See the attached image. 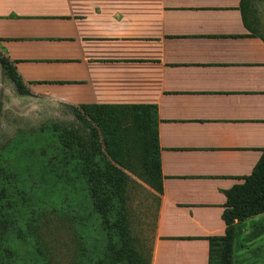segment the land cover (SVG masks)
Wrapping results in <instances>:
<instances>
[{
	"label": "crops",
	"instance_id": "0c3cea01",
	"mask_svg": "<svg viewBox=\"0 0 264 264\" xmlns=\"http://www.w3.org/2000/svg\"><path fill=\"white\" fill-rule=\"evenodd\" d=\"M241 3L0 0V51L33 93L156 106L150 264H208L207 237L225 233L224 191L264 149V0H247L252 29ZM233 264H264V213L237 223Z\"/></svg>",
	"mask_w": 264,
	"mask_h": 264
},
{
	"label": "trees",
	"instance_id": "16d2710c",
	"mask_svg": "<svg viewBox=\"0 0 264 264\" xmlns=\"http://www.w3.org/2000/svg\"><path fill=\"white\" fill-rule=\"evenodd\" d=\"M246 6L247 0H242L244 24L252 29ZM0 62L16 88L23 91L25 83L14 63L4 54ZM75 114L80 127L68 125L63 130L67 135L55 132L60 146L37 156L49 159L43 163L39 180L45 188L29 191L13 178L0 180V264H7L19 246L27 248L28 244L34 247L24 249L18 264H58L61 242L55 235L54 240L49 238L58 234V227L71 236L66 244L73 243L66 248L67 264H150V249L146 255L137 247L139 239L129 227L127 214L128 192L139 186L156 200L157 217L163 178L157 108L150 104H83ZM8 168L0 164V173L11 172ZM239 179L240 183L224 191L221 217L225 233L207 237L208 264H233L237 223L264 213V149L251 173ZM48 207L56 210L54 229L49 228ZM88 228L100 233L95 234L96 250L89 241L93 237L83 234ZM12 242L21 245L13 249ZM104 250L110 260L101 257Z\"/></svg>",
	"mask_w": 264,
	"mask_h": 264
},
{
	"label": "rangeland",
	"instance_id": "374dc122",
	"mask_svg": "<svg viewBox=\"0 0 264 264\" xmlns=\"http://www.w3.org/2000/svg\"><path fill=\"white\" fill-rule=\"evenodd\" d=\"M263 23L264 16L261 18V26L264 27ZM0 53V57L3 56L1 51ZM0 104V164L6 168L9 167L8 169L11 168V172L0 173V180L5 179V177L10 180L13 178L15 183L29 191L33 188L37 191L42 190L46 185L39 180L43 178L44 161L49 159L42 160L37 156L44 152L51 153L52 150L54 151L60 146V143L56 142L57 135L54 134L57 133L55 132L67 135L68 132L63 130L68 125L80 127L81 122L75 114L78 106L68 105L52 97L33 93L26 85H24L23 91L18 90L10 76L3 69L1 62ZM74 107H76V110ZM43 157L46 159V155H43ZM134 179L142 183V186L145 185L139 178L134 176ZM128 194L130 198L127 214V219L130 222L129 227L132 228L133 234L139 239L137 247L142 249L143 254L147 255L153 239L154 232L152 231L155 228L157 202L143 187L135 186ZM54 211H51L49 207L46 209L50 218L48 222L51 229H54L53 227L57 224L54 218L56 210L54 209ZM57 231L58 234H51L52 236L50 235L49 238L53 237L54 240L56 237L61 242V250H58L60 253L56 259L59 261L58 264H67L69 262V258L66 256L69 255L67 249H70L73 243L69 242L68 246L66 242L71 236L63 227H58ZM85 231L87 232L83 233V230L80 229V232L87 237H93L89 241L96 250L95 246L98 244L96 238L100 233L90 228ZM19 245L21 244L11 243L13 249ZM19 247L20 251L10 260H6L7 264L20 263V258L24 255V249L30 250L34 246L28 244L27 248H24V246ZM101 257L103 260L111 259L105 250L101 253Z\"/></svg>",
	"mask_w": 264,
	"mask_h": 264
}]
</instances>
